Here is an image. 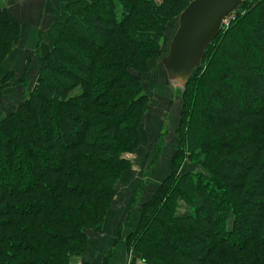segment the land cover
<instances>
[{"label": "trees", "instance_id": "16d2710c", "mask_svg": "<svg viewBox=\"0 0 264 264\" xmlns=\"http://www.w3.org/2000/svg\"><path fill=\"white\" fill-rule=\"evenodd\" d=\"M167 11L154 0L64 6L37 84L0 117V264H68L85 251L88 231L105 227L118 179L132 162L123 154L141 143L142 75L159 50ZM20 33L18 22L0 18V64ZM262 85L264 0H246L208 47L172 118L180 119L178 153L188 150L202 170L176 169L163 193L144 201L127 237L138 257L151 264H264V200L254 203L257 211L225 186L228 165L245 160L264 191ZM179 197L189 213L177 211Z\"/></svg>", "mask_w": 264, "mask_h": 264}, {"label": "rangeland", "instance_id": "374dc122", "mask_svg": "<svg viewBox=\"0 0 264 264\" xmlns=\"http://www.w3.org/2000/svg\"><path fill=\"white\" fill-rule=\"evenodd\" d=\"M69 1L72 0H0V18L16 21L21 26L19 38L14 41L12 48L0 64V100L3 99L6 102V105H1L0 102V117L12 114L23 97L24 91L27 92L30 85L33 87L37 84L42 58L48 55L52 46L49 31L56 19L62 15L64 6ZM154 1L160 5L163 4L169 11L165 14L166 21L162 24L161 38L158 41L159 50L150 58V68H145L142 75V94L146 93L147 96L143 97L146 98L145 100L142 99L139 102L144 105L140 116L141 143L136 150L123 154L132 162L118 179L117 191L113 196L112 206L108 210L105 227L90 229L88 231L89 243L85 251L72 255L68 264H87L86 260L89 257L93 258L94 264L95 262L96 264H151L138 257L127 241L129 231H133L140 223L142 204L145 200L153 198L156 192L163 193L165 189L161 186L164 180L176 169L183 170L188 167L189 170H202L201 166L193 164L197 159L189 156L188 150L184 154L180 151L178 153L180 139H182L179 132L180 119L174 123L172 111L176 108L179 113L181 108L175 101L176 94L172 98L167 94L168 85L161 63L169 51V43L178 27L179 10L189 0ZM239 35L240 33L236 37L237 42L241 41ZM67 41L70 40L67 38ZM225 59L221 57L218 61L222 62ZM21 75H24V79L15 83L18 80L17 77ZM62 75L64 76L63 73ZM82 87L79 84L74 90H70L68 98L77 95ZM101 106L105 109L109 108L104 104ZM199 129H197V134L200 136ZM164 139L167 141L164 142ZM26 154L33 159L31 155ZM0 161H2L1 158ZM243 161L239 162L240 164L228 165L229 180L225 186L238 203L246 200V207L248 202V206L252 208L254 203L264 200V191L262 187L254 185L260 175L256 174V168L243 166L247 164L245 160ZM3 162L1 165L4 164ZM221 163L224 162L221 161ZM246 176H248L247 181L244 179ZM174 179L175 177H172L171 181L169 180L171 183L168 188L175 184ZM140 180L143 184L146 182L143 189L141 187L138 189ZM236 183L240 186L235 187ZM253 190L257 193L254 194ZM257 206L258 204L254 207L255 210L259 209ZM190 210L189 203L179 197L177 199L179 214H187ZM216 213L221 216L220 211L217 210ZM150 218L154 219V216L150 215ZM232 220L230 217V224ZM248 221L251 227L257 224L256 220L249 219ZM262 223L264 234V220ZM154 229L161 233L156 227Z\"/></svg>", "mask_w": 264, "mask_h": 264}, {"label": "water", "instance_id": "95a60500", "mask_svg": "<svg viewBox=\"0 0 264 264\" xmlns=\"http://www.w3.org/2000/svg\"><path fill=\"white\" fill-rule=\"evenodd\" d=\"M246 0H191L179 14V23L162 59L171 95H181L195 72L203 63L214 39L226 29L228 20Z\"/></svg>", "mask_w": 264, "mask_h": 264}, {"label": "crops", "instance_id": "0c3cea01", "mask_svg": "<svg viewBox=\"0 0 264 264\" xmlns=\"http://www.w3.org/2000/svg\"><path fill=\"white\" fill-rule=\"evenodd\" d=\"M16 17H20V16H17L16 15ZM16 19V18H15ZM11 20H14V19H11ZM175 112H177V111H175ZM177 116V113H176V115H174V117H176ZM140 182L141 183H139V187H138V189L140 188V187H142V184H143V182L140 180ZM94 256V255H93ZM87 262V264H91V263H93L94 264V261H93V258L92 257H89V258H87V260H86ZM95 264H96V262H95Z\"/></svg>", "mask_w": 264, "mask_h": 264}, {"label": "flooded vegetation", "instance_id": "af4514ba", "mask_svg": "<svg viewBox=\"0 0 264 264\" xmlns=\"http://www.w3.org/2000/svg\"><path fill=\"white\" fill-rule=\"evenodd\" d=\"M167 92H168L167 94H168V96H169L170 98L174 97V96L171 95L172 91L169 90V86H167ZM173 95H174V94H173ZM175 101H176V102L178 101V96L175 98ZM177 103H178V102H177ZM175 111H177L176 108L172 111V113H173L174 115H176V113H177V112H175ZM177 115H178V113H177Z\"/></svg>", "mask_w": 264, "mask_h": 264}]
</instances>
